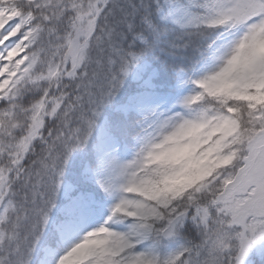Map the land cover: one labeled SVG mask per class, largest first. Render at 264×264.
I'll return each mask as SVG.
<instances>
[{
  "label": "snow or ice",
  "instance_id": "1",
  "mask_svg": "<svg viewBox=\"0 0 264 264\" xmlns=\"http://www.w3.org/2000/svg\"><path fill=\"white\" fill-rule=\"evenodd\" d=\"M0 264H264V0H0Z\"/></svg>",
  "mask_w": 264,
  "mask_h": 264
}]
</instances>
